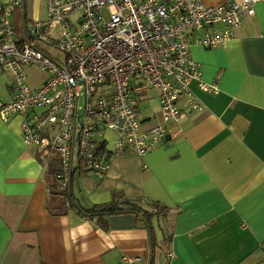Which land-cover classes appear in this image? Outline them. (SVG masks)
I'll list each match as a JSON object with an SVG mask.
<instances>
[{"label": "crops", "instance_id": "crops-1", "mask_svg": "<svg viewBox=\"0 0 264 264\" xmlns=\"http://www.w3.org/2000/svg\"><path fill=\"white\" fill-rule=\"evenodd\" d=\"M21 1L18 26L46 18L47 0ZM192 56L221 92L194 86L205 108L171 125L182 129L175 138L146 157H113L102 179L76 175L72 195L86 209L112 203L114 193L167 207L156 220L163 231L155 264H264V1L234 40L193 47ZM9 78L0 71V102L11 100ZM156 100L153 92L144 105ZM152 115L147 125L160 122L158 107ZM46 171L23 142L21 119H0V264H150L151 234L140 217L111 216L103 229L74 210L52 215Z\"/></svg>", "mask_w": 264, "mask_h": 264}, {"label": "built area", "instance_id": "built-area-1", "mask_svg": "<svg viewBox=\"0 0 264 264\" xmlns=\"http://www.w3.org/2000/svg\"><path fill=\"white\" fill-rule=\"evenodd\" d=\"M263 1L47 0L46 20L26 23L19 37L13 15L23 3L0 0V71L11 80L0 119H21L24 144L36 148L46 166L59 160L57 192L69 193L76 175L102 179L113 157H146L181 132L171 125L204 110L194 86L204 94L221 92L218 83L203 80L192 48L225 46ZM32 67L46 75L37 87L28 81ZM153 92L160 122L150 126L155 117H142L141 108Z\"/></svg>", "mask_w": 264, "mask_h": 264}, {"label": "trees", "instance_id": "trees-1", "mask_svg": "<svg viewBox=\"0 0 264 264\" xmlns=\"http://www.w3.org/2000/svg\"><path fill=\"white\" fill-rule=\"evenodd\" d=\"M21 2L23 3V1ZM23 8L24 3L22 6L15 7L13 15L14 30L19 37L24 31L26 23H30L26 19L21 27L16 23L17 11L23 10ZM59 170V160L55 159L47 166L45 174L51 192V198L47 203V207L52 215H65L69 210H74L89 220H97L103 229H107V219L111 216L134 215L140 217L151 234L152 258L150 264H155L156 253L160 248L157 239L158 232L163 231L161 226L156 224V220L161 214H166L168 212L167 207L162 206L158 202H149L144 205L140 199L125 198L123 196H118L119 193H114L116 197L112 203L96 205L86 209L82 207L80 202L72 195V188L69 193L65 194L55 190L53 181L55 182V177ZM165 239L168 240V236H165Z\"/></svg>", "mask_w": 264, "mask_h": 264}, {"label": "rangeland", "instance_id": "rangeland-1", "mask_svg": "<svg viewBox=\"0 0 264 264\" xmlns=\"http://www.w3.org/2000/svg\"><path fill=\"white\" fill-rule=\"evenodd\" d=\"M42 15H43V18H44L45 17V10H42ZM46 18H47V16H46ZM46 18L44 20H46ZM40 47L42 49H44L52 57L58 58L60 60L64 59V56L59 51H57L54 47L47 46V45H40ZM27 74H28L29 84L32 87L39 86L41 84L42 80L46 76L45 73L38 67L29 68L27 70ZM146 107H147V109H146ZM157 107H158L157 100L155 102L154 101L152 102V107H151V105H148V104L147 105H142V108H141V110L143 111L142 112V117H146L148 115L154 114L156 109H157ZM108 138L113 139V135L112 134H108Z\"/></svg>", "mask_w": 264, "mask_h": 264}]
</instances>
